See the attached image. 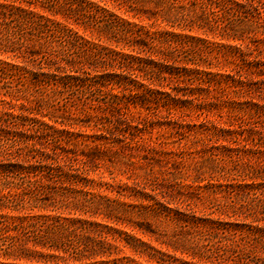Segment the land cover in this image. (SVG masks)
Here are the masks:
<instances>
[{
    "label": "trees",
    "instance_id": "trees-1",
    "mask_svg": "<svg viewBox=\"0 0 264 264\" xmlns=\"http://www.w3.org/2000/svg\"><path fill=\"white\" fill-rule=\"evenodd\" d=\"M259 6L256 0H0V55L8 59L0 60V89L14 83L10 91L0 93V126L20 124L53 146L86 145L88 135L70 130L73 123H64L63 117L58 121L60 117L50 110L58 103L56 95L77 90L78 103L94 106L101 101L98 93L105 92L102 103L121 110L141 104L137 100L158 102L159 91L145 87L143 80L152 85L168 79L196 80L216 90L235 87L226 80L228 75L210 70L214 64L209 56L218 63L222 49L229 50L225 57L236 56L244 43L264 35V23L255 16L259 13L249 9L258 11ZM134 18L162 26L153 29ZM188 52L194 58H187ZM27 64L39 70L30 72L32 77ZM58 72L63 75L56 81ZM23 78L35 79L33 87L41 88L29 89L21 83ZM51 84L55 86L51 94L37 98L36 93ZM122 90L127 91L125 100L120 98ZM36 102L48 112H39L40 118L31 106ZM145 120L152 122L148 116ZM3 137L0 134V264H264L262 226L200 225L178 213L164 214L168 208L163 205L128 203L122 199L124 187L101 183L94 189L84 166L76 168L75 161H90L87 154H66L70 170L76 172L73 177L72 171L50 162L25 166L10 161ZM22 142L24 149L34 146L30 136ZM51 179L76 186L82 198L70 199L63 190L49 187ZM245 185L243 196L263 210L259 184ZM102 187L115 194L108 195ZM232 200L220 214H237L248 202L245 197ZM65 211L73 216H63ZM121 216L143 219L145 227ZM165 216L174 221L176 230L151 229L148 219ZM185 228L191 231H180Z\"/></svg>",
    "mask_w": 264,
    "mask_h": 264
},
{
    "label": "rangeland",
    "instance_id": "rangeland-1",
    "mask_svg": "<svg viewBox=\"0 0 264 264\" xmlns=\"http://www.w3.org/2000/svg\"><path fill=\"white\" fill-rule=\"evenodd\" d=\"M256 1L260 2L258 11L250 7L249 9L252 13H259L255 16L263 24L264 0ZM132 21L151 24L153 29H160L162 26L146 18H134ZM246 43L247 45L244 43L241 46V51L236 56L229 58L225 57V52L229 50L222 49L224 54L219 57L218 63L213 56H209V62L214 64L210 70L228 75L226 80L235 87L216 90L196 80L168 79L162 84L153 85L143 80L144 86L159 91L158 102L150 99L140 102L136 99L141 104L130 106L129 109L122 106L121 110L102 103L105 92L103 95L102 92L98 93L97 97L101 101L91 106L86 102H77L81 98L77 90H68L56 95L55 102L58 103L53 104L54 108L50 110L60 117L58 121L63 117L64 123H73L74 128L70 130L88 135L90 138H84L86 145L61 142L53 146L45 142L41 135L33 134L20 124L3 123L0 134L4 136L1 138L2 143L9 145L7 157L10 161L25 166L29 163L50 162L69 174L72 171L74 177L76 172L70 170L71 163L66 154L70 157H74V154H87L90 161L79 156L85 163L75 161L74 164L79 169L84 166L85 176L95 182L94 189H98L101 183H108L114 188L124 187V201L131 204L142 201L163 205L168 208L164 210V214L178 213L187 219H194L200 225L238 223L264 227V209H257L242 194L248 190L245 184L252 183L259 184L257 194L264 192V35L258 34L256 42ZM186 56L189 59L194 58L191 52ZM0 60L8 59L6 55H0ZM26 69L29 77H32L30 72L39 71L30 64L26 65ZM100 73L91 72L92 75ZM57 74L55 79L59 81L63 74ZM29 79L23 78L21 83L29 89L35 88L37 92V88L41 87H33L31 82L35 83V79ZM0 85L2 87L1 82ZM13 85L14 83L4 84L0 93L10 91ZM58 85L61 91L62 88ZM45 87L46 89L36 93L37 98L50 95V91L55 89L53 84ZM126 92L121 91V100H125ZM39 105L38 102L31 105L34 116L38 118L39 112L48 113L46 108L41 109ZM2 106L0 103V109ZM147 116L152 122H145ZM44 120L48 121L47 117ZM27 136L32 137L34 142L31 149L23 148L22 139ZM78 139L83 140V137L78 136ZM210 158L217 159L216 163L210 162ZM77 174L82 175L79 170ZM249 176L252 178L249 179ZM47 184L63 190L70 199H74L73 196L82 198L76 186L63 180L51 179ZM238 184H242L241 189ZM104 188L101 189L106 190L108 195L115 194ZM243 197L248 202L237 214H220L219 210L224 204ZM63 216L73 214L65 211ZM100 217L101 215L97 216L96 220L99 221ZM121 217L139 227H145L146 221L143 219L135 216ZM147 222L151 229L167 233L176 230L174 221L166 216L148 219ZM126 228L128 229V224ZM187 230L190 229L180 231ZM137 234L143 235L140 232Z\"/></svg>",
    "mask_w": 264,
    "mask_h": 264
}]
</instances>
